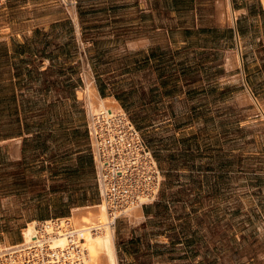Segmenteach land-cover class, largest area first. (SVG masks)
<instances>
[{
    "label": "crops",
    "instance_id": "crops-1",
    "mask_svg": "<svg viewBox=\"0 0 264 264\" xmlns=\"http://www.w3.org/2000/svg\"><path fill=\"white\" fill-rule=\"evenodd\" d=\"M65 2L0 0V158L35 166L50 187L51 209L58 207L40 221L70 218L103 201L87 79L122 109L124 94L137 87L141 134L205 108L210 95L239 92L241 105L251 93L264 107V0H119L127 10L114 19L119 29L102 37L82 31L76 1ZM239 42L240 67L230 60ZM167 63L185 68L164 73ZM127 77L137 85L118 89ZM171 207L157 198L138 218L118 219L119 264L141 261L145 248L162 251L170 237L142 232Z\"/></svg>",
    "mask_w": 264,
    "mask_h": 264
},
{
    "label": "rangeland",
    "instance_id": "rangeland-1",
    "mask_svg": "<svg viewBox=\"0 0 264 264\" xmlns=\"http://www.w3.org/2000/svg\"><path fill=\"white\" fill-rule=\"evenodd\" d=\"M74 1L82 31L96 37L117 31L114 19L127 11L117 6L119 0ZM244 65L249 74L251 65L246 60ZM183 68L167 63L162 71L175 74ZM130 73L135 80L136 72ZM130 78L119 80L117 88L137 85ZM136 88L124 94L123 109L140 129ZM238 94L210 95L208 106L179 114L176 124L154 134L142 132L161 173L157 198L172 204L170 214L142 235L171 241L162 251H139V262L122 264H264V125L252 101L238 105ZM35 168L0 158V246L20 245L28 222L55 214L58 205L51 209L50 187ZM115 230L120 247L119 220Z\"/></svg>",
    "mask_w": 264,
    "mask_h": 264
},
{
    "label": "bare ground",
    "instance_id": "bare-ground-1",
    "mask_svg": "<svg viewBox=\"0 0 264 264\" xmlns=\"http://www.w3.org/2000/svg\"><path fill=\"white\" fill-rule=\"evenodd\" d=\"M237 48L239 52L232 54L230 60L240 67L243 66L240 42ZM87 80L86 93L93 132L105 131L107 138L112 140L119 133L124 134L130 120L122 107L116 102L100 98L90 79ZM80 96L85 95L80 92ZM246 98L264 116L260 100L251 93ZM104 120H107V125H98ZM135 150L137 161H126L127 158L121 155L117 160L119 166H112L117 178L115 193L111 185L102 182L100 177L102 203L85 209L77 208L70 218L29 223L23 230L20 245L13 248L0 246V264H117L116 222L119 218H138L143 205L152 202L161 181V173L152 152L142 156L136 147ZM144 184L148 186L147 189L141 188ZM128 193L133 196L129 197Z\"/></svg>",
    "mask_w": 264,
    "mask_h": 264
},
{
    "label": "built area",
    "instance_id": "built-area-1",
    "mask_svg": "<svg viewBox=\"0 0 264 264\" xmlns=\"http://www.w3.org/2000/svg\"><path fill=\"white\" fill-rule=\"evenodd\" d=\"M124 114L130 120L128 129H126L124 134L119 133L118 135H116L115 139L113 140L111 138H107V133H105V131L103 133H101V131L96 133L93 132L92 126H90V133L92 134V139H93V151H95L97 168H99L101 181L102 182L105 181L107 184H110L111 187L113 188L112 191L114 193L116 192L114 190L115 187L114 184H116L117 178L113 174L112 166L115 168L119 166L117 160L120 158L121 155H123L124 158H127L126 161L131 159V161L134 163L135 161H137V156H138V155L136 156V152H135L136 151L135 147H136L140 151L142 156H144L148 152H152V155L154 156L153 151L148 148L143 138V135L136 127L131 116H129L127 111H125ZM106 121L107 120H104L101 122V124L98 125H103V124L107 125ZM111 149H114L113 150L114 152H112ZM102 178L104 180H102ZM161 182L162 180L160 181L159 189L157 193L154 194V198L152 201H154L157 198L160 192L162 185ZM141 188L147 189L148 186L144 184ZM128 196L132 197L133 195H131V193H128Z\"/></svg>",
    "mask_w": 264,
    "mask_h": 264
}]
</instances>
